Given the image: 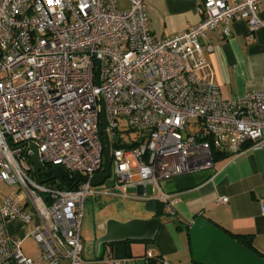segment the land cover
<instances>
[{
    "label": "built area",
    "instance_id": "built-area-1",
    "mask_svg": "<svg viewBox=\"0 0 264 264\" xmlns=\"http://www.w3.org/2000/svg\"><path fill=\"white\" fill-rule=\"evenodd\" d=\"M146 1L126 0L122 10L118 0H0V181L20 187L16 196L0 193V264H84L90 198L156 195L172 213L177 197L161 180L212 167L217 151L264 148V90L225 98L204 55L214 50L207 32L222 26L228 36L235 19L254 39L264 0H202L200 21L164 38L150 31ZM103 112L113 176L106 187L59 188L44 172L39 181L32 144L45 167L105 172ZM131 130L136 137L124 138ZM9 224L32 230L13 236ZM29 236L36 260L22 251ZM145 258L158 259L150 251Z\"/></svg>",
    "mask_w": 264,
    "mask_h": 264
},
{
    "label": "crops",
    "instance_id": "crops-1",
    "mask_svg": "<svg viewBox=\"0 0 264 264\" xmlns=\"http://www.w3.org/2000/svg\"><path fill=\"white\" fill-rule=\"evenodd\" d=\"M202 0H147L149 28L153 35L164 38L187 29L201 20L198 6ZM264 20V4L261 7ZM230 34L222 35V26L207 32L205 42H211L214 50L205 52L211 64L214 81L225 98L243 95L249 90H264V25L250 37V27L244 19L230 24ZM161 190L173 194L177 201L173 212L161 215V227L153 241L128 240L101 245L97 256L95 240L104 234L106 221L114 218L126 221L131 218H147L155 215L146 200L141 209L99 211V221L86 225L81 254L84 264H198L194 261L187 226L202 215L222 228L252 236L255 249L264 256V148L247 147L241 153H224L213 161V166L182 173L160 181ZM156 195L151 196L150 199ZM219 197H227L221 204ZM138 200V199H137ZM158 218V217H157ZM26 226L9 224L13 236H22ZM24 243V242H23ZM35 258L31 253H26ZM152 252L157 260L146 262L145 255ZM125 259L120 263L107 258Z\"/></svg>",
    "mask_w": 264,
    "mask_h": 264
},
{
    "label": "water",
    "instance_id": "water-1",
    "mask_svg": "<svg viewBox=\"0 0 264 264\" xmlns=\"http://www.w3.org/2000/svg\"><path fill=\"white\" fill-rule=\"evenodd\" d=\"M101 127L105 144L103 157L104 173L87 177L81 173L70 175L68 171L58 165L46 169L40 160L36 145L32 144L33 155L30 160L39 181H42L40 173L44 172L49 175L48 179L62 181L67 178L74 179L76 182H89L94 186L102 184L105 178L110 177L111 174V149L106 131L104 112L102 113ZM160 227L161 221L156 216L137 217L126 221L110 218L106 221L104 234L98 236L95 240L97 256L101 245L104 244L128 240L153 241ZM189 234L193 259L198 264H264L262 256L244 246L229 233L202 215L195 217L190 222Z\"/></svg>",
    "mask_w": 264,
    "mask_h": 264
},
{
    "label": "rangeland",
    "instance_id": "rangeland-1",
    "mask_svg": "<svg viewBox=\"0 0 264 264\" xmlns=\"http://www.w3.org/2000/svg\"><path fill=\"white\" fill-rule=\"evenodd\" d=\"M119 7L120 9H126L127 7V2L126 0H118ZM123 124L125 121H121ZM124 138H134L136 137V132L131 130L127 133L123 134ZM134 172H136L134 170ZM45 177V174H44ZM113 176H110L109 178L106 179V181L102 184H100L98 187L104 188L106 187L107 183L109 180L112 179ZM20 189L19 185L13 184V185H8L7 183L0 181V193L2 194H10L12 196H16L18 190ZM148 191H150V186L148 187ZM19 196L23 195V191L20 190ZM143 203L141 200L137 199H131V198H114L111 196H96L93 198H90L87 200L84 208V216H83V221H82V235L85 233L86 225L88 223L93 222L94 220L96 222L99 221V211L101 214L105 215L107 211L111 212H116L119 210H137L141 209ZM32 230V224H29L25 227V233H30ZM23 249L26 253H31L35 258H39L40 255V249L39 246L37 245L36 241L32 236L27 237L24 240L23 243Z\"/></svg>",
    "mask_w": 264,
    "mask_h": 264
},
{
    "label": "trees",
    "instance_id": "trees-1",
    "mask_svg": "<svg viewBox=\"0 0 264 264\" xmlns=\"http://www.w3.org/2000/svg\"><path fill=\"white\" fill-rule=\"evenodd\" d=\"M140 141L138 140V141H133L132 143H124L120 146L126 147V148H131V147L137 145ZM223 154L224 153L217 151L216 153H214V160L216 158H218L219 156H223ZM46 168L49 169L50 165H46ZM48 182L55 184L59 188H76L79 185V183L76 182L74 179H67V178L63 179L62 181L55 180V179H48ZM145 200H146V203L148 204V206L152 205L153 208L155 209L156 217L161 218V215L164 213V207H165L164 202L157 200V199H145ZM214 224H216V223H214ZM217 226L220 227L222 230L226 231L227 233H229L231 236H233L237 241L242 243L244 246L253 250L254 252H256L257 254H259L260 256H262L264 258V256L262 254H260L255 249L251 235L244 234V233H234V232H231V231H228V230L222 228L219 225H217ZM187 234H188L189 243H190L189 226H187Z\"/></svg>",
    "mask_w": 264,
    "mask_h": 264
}]
</instances>
